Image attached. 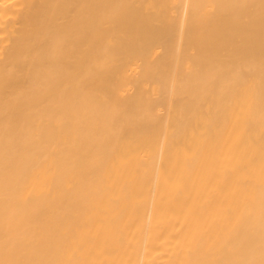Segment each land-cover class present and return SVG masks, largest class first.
I'll list each match as a JSON object with an SVG mask.
<instances>
[{
	"label": "bare ground",
	"instance_id": "obj_1",
	"mask_svg": "<svg viewBox=\"0 0 264 264\" xmlns=\"http://www.w3.org/2000/svg\"><path fill=\"white\" fill-rule=\"evenodd\" d=\"M0 264H264V0H0Z\"/></svg>",
	"mask_w": 264,
	"mask_h": 264
}]
</instances>
